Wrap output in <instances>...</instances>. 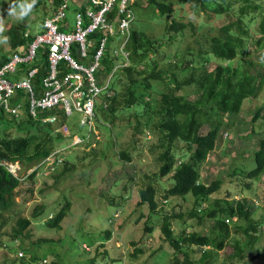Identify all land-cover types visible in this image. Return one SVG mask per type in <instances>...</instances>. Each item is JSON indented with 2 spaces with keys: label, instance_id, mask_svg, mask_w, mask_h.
<instances>
[{
  "label": "rangeland",
  "instance_id": "rangeland-1",
  "mask_svg": "<svg viewBox=\"0 0 264 264\" xmlns=\"http://www.w3.org/2000/svg\"><path fill=\"white\" fill-rule=\"evenodd\" d=\"M40 1L41 5H35L27 16L18 19L17 16L9 14L10 10L15 8L18 14L21 11L20 5L30 3V0H0V18L4 22L0 39L7 37V42L0 43V59L12 49V34L9 33L12 27L20 30L22 39L25 32L41 34L43 22L53 12L54 3L53 0ZM167 1L176 10L170 16L161 15L156 5H147V0H138L133 7L135 20L131 24V30L146 34L160 45L157 54H149L151 61L144 60L139 66L138 70L144 71L143 75L139 76L135 72L130 74L131 72L125 71L124 68L132 66L131 61L125 62L122 57L115 58L108 54V59L116 68L110 87L118 99L114 103L115 107L119 108L118 120L110 122L108 109L103 106L105 95L97 99V118L93 133L89 132L88 125L81 124L82 115L79 113H74L65 120L69 133L61 134L57 148L63 151V157L75 166V169L60 179L58 175L65 166L62 165L55 174H51L53 163L48 161L46 166L39 169L40 173L35 180L27 181L31 175L30 170L34 171L40 163L30 168H23L19 163L20 168L16 170V176L21 177L20 182L24 183L15 190V195L11 198L14 205L11 211L5 214V226L0 228V264H171L174 256L171 250H168V244L163 240L161 231L166 217L173 219V228L178 232L185 228L189 233L211 235L212 238L218 234L213 231L212 220L206 218L199 221L198 218L193 220L188 217V213L193 209L192 197L188 196L186 200L163 199V192L170 188L173 182L169 177L162 178L159 175L157 149L162 142V134L156 128L150 129L144 124L151 118L154 125L158 124L160 117L157 112L161 108L162 95L167 94L170 87H174V75L182 81L191 77L193 72L196 77L203 73V59L196 58L195 64L189 65L193 58L191 52L196 55L200 49L208 52L209 42L212 37L218 35L220 27L236 20L240 1L231 11L232 18L227 14L213 15L203 12L199 8L195 11L191 4L178 3L177 0ZM259 3L262 4V0ZM262 5L263 9L254 15L251 24V31L256 38L261 36L257 31L264 18V2ZM74 9L75 5L71 3L68 12L70 22H73ZM174 19L193 24L194 28L189 25L184 34L173 35L175 38L170 40L167 27ZM121 43L122 38L117 36L110 40L108 46L117 50ZM248 52L250 54L244 53L237 58L235 63L238 66L245 60L264 64L263 48L249 42ZM207 56L210 62L204 67L211 72L221 61L213 58L212 54ZM175 64L180 68L173 67ZM154 69L157 75L163 73V77L160 80L148 78L151 88L160 92H144L143 100L150 103V110L145 113L147 104L143 103L126 107L124 100L129 89L134 87L133 90L137 94L144 90L146 80L142 78L152 75ZM112 74L113 71L110 76ZM133 80L137 81L136 85ZM179 94L193 101L199 97V88L195 84L183 86ZM244 104L246 109L234 117L207 112V119L212 114L216 120L223 121L224 126L221 128L216 149L201 166V178L204 183L216 180L223 182L221 190L211 196L210 203L221 199L240 200L246 196L250 202L263 208L255 216L256 221H260L264 218V185L259 183L252 190H244L240 195L242 185L236 177H231V174L235 166L240 165V158H247L253 153L259 142V135L264 133V119L253 121L256 112L252 110L264 105V93L259 99L251 102L247 100ZM209 105L215 107L214 104ZM102 108L106 110L103 111ZM248 108H251V111ZM232 121L233 127H229L228 124ZM10 128L12 130L9 131L16 137L26 134L14 124ZM57 130L66 132L61 128ZM208 130L209 124L204 126L202 133L206 134ZM250 133L253 136L249 138ZM81 140L87 142L80 144ZM58 150L56 152H59ZM177 151L181 156L184 155L186 144L179 143L175 152ZM121 152H127L130 159L122 158ZM181 156H178V161L183 160ZM23 178L26 180L23 181ZM147 184L155 186L158 191L160 203L154 214L147 204L140 205L139 190ZM68 202L69 214L58 228H49L48 221H51L52 216H56ZM37 208L42 211L36 213ZM178 214H183L184 219H174ZM37 215L39 217L35 218ZM20 218L30 219L32 224L21 236H16L15 229ZM236 220V225L241 224ZM1 222L2 220L0 227ZM229 225L231 236L225 241L224 249L214 248L211 251L212 259L206 264H246L247 261H250V264H264V226L263 233L257 235L259 240L253 245V250L244 248L241 250L244 258H234L236 245L238 242L242 245L245 237L234 233L232 221ZM147 226L151 228V232L146 231ZM138 250L141 253L137 258L131 257ZM192 253L196 260L201 256L200 249L193 248ZM117 258H122V261L115 263Z\"/></svg>",
  "mask_w": 264,
  "mask_h": 264
},
{
  "label": "trees",
  "instance_id": "trees-1",
  "mask_svg": "<svg viewBox=\"0 0 264 264\" xmlns=\"http://www.w3.org/2000/svg\"><path fill=\"white\" fill-rule=\"evenodd\" d=\"M219 1L221 3L218 4ZM238 1H240V10L237 13L236 20L220 27L218 35L212 37L209 42L208 52L201 49L198 55L191 52L193 58L191 64L189 62V65H194L195 59L199 58L203 59V65L206 67L205 64L210 62L208 54H212V57L221 61V64L211 72H208L203 66V73L198 77L193 72L191 77L182 81H179L174 75V87H170V91L162 95L161 108L157 112V115L160 117L158 124L154 125L152 118L147 119L144 124L147 128H156L162 134V142L157 149L159 152L157 162L159 161L160 164L159 175L162 178L169 177V180L173 182L172 186L163 192V199L165 201H169L171 198H183L186 200L188 196L192 197L194 200L193 209L188 213V217L193 220L198 218L199 221H204L206 218L212 220L214 223L213 231H217L218 233L212 238L211 235H201L196 232L189 233L185 228L181 232H178L173 228V219L166 217L161 231L163 240L168 244V250H171L174 256L171 264L210 263L212 259L211 251L214 248L218 250L224 249L225 241L230 238L231 230L229 223L231 221L234 225V233L245 237L242 245L241 242H238L236 245L234 258H244L241 250L247 247V249L251 248L253 250V245L259 240L257 235L263 233L264 218L260 221H256L255 219V216L263 208L260 205H256V203L250 202L248 197L244 196L240 200L221 199L210 203L211 196L221 190L223 182L222 180H216L212 183H204L201 178V166L207 160L209 154L216 149L221 128L224 126L223 121L216 120L212 114L207 119V112L234 117L242 114V111L246 109L245 101L249 100L251 102L259 99L264 93V64H255L248 60H245L239 66L235 63L240 55L249 53V42L264 49V18H262L261 23L258 25L257 33L261 34L260 38H256V35L251 31L253 17L258 11L263 9L262 4L264 0H262V4L259 3L261 0H177L178 3L191 4L195 11L199 8L203 12L213 13V15L227 14L229 18H232L231 11ZM61 2L62 0H53L55 8ZM41 4L42 1L37 0L36 6ZM147 5H156L159 13L163 16H170L176 12L167 0H147ZM181 21L174 19L169 23L167 34L170 35V40L175 38L172 37L173 35L184 34L189 25L194 28L193 24ZM9 33L12 34V38L10 39L12 49L0 59V67L11 60L17 47L21 45L28 47L35 38L34 34L26 37V33L23 34V39L20 38V30L16 27H12ZM96 37L97 35H94L93 38ZM159 46L157 41L150 39L142 32L132 31L130 27V39L127 50H130L131 58H129V61H131L132 66L124 68L125 71L131 72L130 74L135 72L139 76L143 75L144 71L138 70L139 66L144 60L149 59L151 61L149 54L153 52L157 54ZM202 55L206 57L203 58ZM108 57L109 55L107 54L103 63L110 74L114 68V64ZM173 67H176V69L180 68L177 64ZM154 71L155 69L149 77L142 78L146 80L144 90L139 91L137 94L133 90L134 87L129 89V93L126 94L124 100L126 107H131L135 104L141 105L143 103L147 104L145 113L150 110V103L143 100L145 97L144 92H148L149 90H154V93L157 94H160V92L153 87L151 88L148 78L160 80L163 77V73L157 75ZM133 81V84L136 85L137 81ZM194 84L199 88V97L197 99L191 101L186 96L179 94L183 86ZM117 100L115 92L111 98L106 99V101L111 102L106 109H108L107 111L111 118L110 122L112 123L118 120L119 108L114 105ZM210 103L214 104L215 107L209 105ZM106 109L102 108L103 111ZM248 109L251 111V108ZM252 110L256 112L253 121L261 118L264 119V105L257 109L252 108ZM49 114L51 113H47V115ZM66 119L62 117L56 124H48L33 120L27 114L18 119L3 113L0 116V160L18 162L23 168H30L33 165L41 163L58 150L57 142L60 141L61 134L67 133L63 131L58 132L57 129L65 124ZM233 123L232 121L228 126L233 127ZM13 124L18 126V130L26 134L18 137L14 136L13 132L9 131L12 130L10 127ZM208 124V133H202L204 126ZM252 125H254L253 122ZM89 132H92V130ZM252 136V133L248 135L249 138ZM259 136L260 139L256 149L249 157L240 158V165H236L235 170L231 174V177H236L237 181L242 185L240 195L244 190H252L259 183L264 185V133ZM85 142L87 141L81 140L80 144ZM179 143L186 144V151L182 156L178 151L177 153L175 152L178 149ZM58 151L59 154H56L54 158L56 163L57 161L58 163L55 164L54 171L50 173L55 174L59 167L64 165L63 171L58 175L61 179L66 173L73 171L75 166L66 161L63 154H61L63 151ZM120 156L126 160L130 159L127 152H121ZM178 156H181L183 160L178 161ZM38 173H40L39 170L34 171L27 178V181L35 180ZM22 183L24 182H20L4 168H0V220H2L0 228L5 226V214L8 211L10 212L14 205V201L11 198L15 195L17 187ZM157 194V189L151 184L144 185L139 190L140 205L147 204L152 214L157 212L159 208L160 200H158ZM262 195L264 199V188ZM111 201L114 202V200ZM69 209L70 203L68 202L56 213V216H52L53 219L51 221H48L47 225L49 228H58L60 223L69 214ZM41 211V208H37L36 213ZM38 215L35 218L39 217ZM176 218L184 219V216L183 214H178L174 216V219ZM236 219L241 224L236 225V222H234ZM31 224L32 221L30 219L20 218L18 226L15 229L16 236H21ZM146 231L151 232L152 230L147 226ZM107 234L109 236L110 231ZM193 248L200 249L201 256L198 260L193 257ZM139 253H141L140 250L136 251L131 257L137 258ZM118 261H122V258H117L114 262ZM250 263V261H247L246 264Z\"/></svg>",
  "mask_w": 264,
  "mask_h": 264
},
{
  "label": "built area",
  "instance_id": "built-area-1",
  "mask_svg": "<svg viewBox=\"0 0 264 264\" xmlns=\"http://www.w3.org/2000/svg\"><path fill=\"white\" fill-rule=\"evenodd\" d=\"M137 1L63 0L53 14L45 18L41 34H36L28 47L17 49L11 60L0 67V116L5 113L19 117L21 111L26 110L34 120L56 124L62 117L79 113L81 124L88 125L93 132L97 99L105 95L103 106L107 108L106 99L114 93L110 85L116 68L110 76L103 62L107 54L129 61L127 46ZM71 3L75 4L73 22L68 18ZM94 35L97 37L93 38ZM117 36L122 38V43L117 50H112L108 44ZM36 80L42 86L38 92ZM24 99L26 107L20 102ZM60 128L69 132L66 124ZM56 154L59 152L38 164L34 171L51 161L53 172L58 163L54 159ZM1 167L21 181V177L16 176L20 168L18 162L0 160Z\"/></svg>",
  "mask_w": 264,
  "mask_h": 264
},
{
  "label": "clouds",
  "instance_id": "clouds-1",
  "mask_svg": "<svg viewBox=\"0 0 264 264\" xmlns=\"http://www.w3.org/2000/svg\"><path fill=\"white\" fill-rule=\"evenodd\" d=\"M63 1V0H62ZM36 3H37V0H30V3H27V4H21L20 5V8H21V11L17 14V12H16V10H15V8H13V9H11L10 10V12H9V14L10 15H14V16H17V18L18 19H23L25 16H27L30 12H31V10L34 8V6L36 5ZM61 4V3H60ZM74 4V3H73ZM75 5V4H74ZM59 7V6H58ZM58 7H56L55 8V6H54V10H53V12L58 8ZM53 12H51V14L50 15H52L53 14ZM49 15V16H50ZM49 16H47V17H49ZM3 19L2 18H0V33H2L3 32ZM25 33H27V32H25ZM34 35H36V34H34ZM3 42H7V37H3L2 39H0V43H3ZM22 46H25V45H21V46H19V47H17V49H19V48H21ZM16 49V50H17ZM16 50H15V52H16ZM14 52V53H15ZM38 62V61H37ZM38 80H36V82H37ZM24 114H27V112H26V110L25 111H23V112H21V114H20V116L18 117V119L19 118H22V116L24 115ZM27 116H28V114H27ZM11 117V116H10ZM29 117V116H28ZM65 119H66V117H65ZM34 120V119H33ZM37 121H41V120H37ZM42 122V121H41Z\"/></svg>",
  "mask_w": 264,
  "mask_h": 264
},
{
  "label": "crops",
  "instance_id": "crops-1",
  "mask_svg": "<svg viewBox=\"0 0 264 264\" xmlns=\"http://www.w3.org/2000/svg\"><path fill=\"white\" fill-rule=\"evenodd\" d=\"M36 84H37L36 91L38 92L39 90H41L42 86H40V82L39 81H37ZM20 102L23 104L24 107L27 106V100L26 99H24L23 101L21 100ZM21 112H23V111H21ZM15 118H18V117H15Z\"/></svg>",
  "mask_w": 264,
  "mask_h": 264
}]
</instances>
